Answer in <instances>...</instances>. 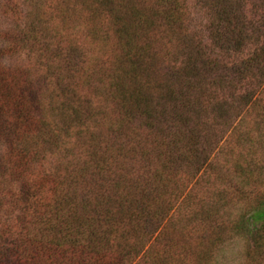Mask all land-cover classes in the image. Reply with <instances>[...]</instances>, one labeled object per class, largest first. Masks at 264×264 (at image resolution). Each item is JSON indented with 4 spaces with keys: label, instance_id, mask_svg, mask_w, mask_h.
Masks as SVG:
<instances>
[{
    "label": "trees",
    "instance_id": "obj_1",
    "mask_svg": "<svg viewBox=\"0 0 264 264\" xmlns=\"http://www.w3.org/2000/svg\"><path fill=\"white\" fill-rule=\"evenodd\" d=\"M197 2L212 13L211 50L192 43L184 0H65L66 36L30 47L0 25V264H264V197L226 232L224 192L195 191L218 92L247 82L243 100L264 95V0ZM159 39L177 62L163 81Z\"/></svg>",
    "mask_w": 264,
    "mask_h": 264
},
{
    "label": "rangeland",
    "instance_id": "obj_2",
    "mask_svg": "<svg viewBox=\"0 0 264 264\" xmlns=\"http://www.w3.org/2000/svg\"><path fill=\"white\" fill-rule=\"evenodd\" d=\"M64 1L0 0V25L10 27L11 30L16 28L25 31L27 36L30 37L29 47L36 38V42H38V38L40 42V39L47 42L50 37L56 35L58 38L65 37L67 29L63 18ZM184 1V25L191 32L192 43L202 42L208 45V50H211L209 32L212 20L211 11L201 6L197 0ZM33 24L35 25V31L30 28ZM39 44H42V42ZM62 45H64V42ZM40 46L37 45L36 50L41 48ZM168 47L164 39H159L153 44L151 54L154 56L152 59V65L155 66L154 79L163 81L172 78L174 75L173 66L175 63L177 64L176 55H174L176 53L174 49L170 50ZM21 48L25 53L28 50L24 45H21ZM17 49L19 50L20 47ZM248 55L247 51L243 57L246 58ZM252 88L254 87L249 83L242 82L236 87L228 86L225 91H217V98L225 101L221 105L222 111H209V120L212 118L211 125L210 127H201L202 143L200 149L205 151L204 155L207 152L210 154L212 165L207 169L201 185L198 184L195 191L199 195L203 193L216 199L220 198V194L224 192L223 194L230 201V204L222 207L218 223L225 224L226 232L238 220L239 216L249 211L264 197V95L255 105L253 102L248 101V103L247 99L243 100L242 96ZM211 89L212 92L215 90L214 87ZM215 103L214 101L213 105ZM232 107H236L237 110L230 109ZM226 110L229 112H226ZM223 111L226 115L224 114L222 119L217 114L218 112L223 113ZM115 116L116 113L113 112L111 118L113 119ZM139 120L135 122L137 126H141L144 119ZM108 126L109 123L105 124L103 130H106ZM138 132L141 138L154 137V132L148 127H141ZM75 163L72 162L67 165L72 169L77 168ZM46 186L36 194L33 201L37 200L38 203H42L47 195H50L49 189L51 186L47 183ZM157 246L164 248L160 243ZM225 248L228 250L227 257L229 259H235L237 262L243 260L242 255L246 250L244 241L230 240L225 244ZM233 264L235 263L233 262Z\"/></svg>",
    "mask_w": 264,
    "mask_h": 264
}]
</instances>
